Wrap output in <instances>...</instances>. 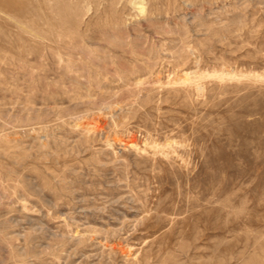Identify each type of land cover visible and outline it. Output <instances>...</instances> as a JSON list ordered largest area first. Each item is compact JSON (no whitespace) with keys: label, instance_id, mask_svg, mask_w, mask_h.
<instances>
[{"label":"rangeland","instance_id":"1","mask_svg":"<svg viewBox=\"0 0 264 264\" xmlns=\"http://www.w3.org/2000/svg\"><path fill=\"white\" fill-rule=\"evenodd\" d=\"M54 1L0 0V264H264V0Z\"/></svg>","mask_w":264,"mask_h":264},{"label":"bare ground","instance_id":"2","mask_svg":"<svg viewBox=\"0 0 264 264\" xmlns=\"http://www.w3.org/2000/svg\"><path fill=\"white\" fill-rule=\"evenodd\" d=\"M57 1H58V0H57ZM57 1H54V2H57ZM61 1L63 2L64 0H61ZM49 2H50V1H49ZM52 2H53V1H51V4H53ZM66 2H67V1H66ZM66 2H65V3H66ZM58 3H61V2L58 1ZM63 3H64V2H63ZM63 3H62V4H63ZM65 3H64L63 5L61 4V6L58 7V8L61 10V12H62V16L60 17V19L58 20V24H56V25H59V26H61V27H62L64 24H66V22L69 20V19H67V17H68V14L70 13V12H69V11H70V8H69ZM45 4H46V3H45ZM45 4H44V5H45ZM47 4H48V3H47ZM55 5H57V4L55 3ZM58 5H60V4H58ZM52 6H53V5H52ZM48 8H49V7H48ZM56 8H57V7H56ZM55 10H56V9H55ZM71 10H72V9H71ZM19 11H21V10H18V12H19ZM21 12H22V11H21ZM21 12H20V13H21ZM35 12H37V11H35ZM54 12H55V11H54ZM15 13H17V12H14V14H15ZM59 13H60V12H59ZM22 14H23V13H22ZM54 14H55V13H54ZM57 14H58V13H57ZM57 14H56V16H57ZM17 16H18V14H17ZM56 16H55V17H56ZM58 16H59V15H58ZM58 16H57V17H58ZM53 17H54V16H53ZM57 17H56V18H57ZM17 18H18V17H17ZM56 18H54V19H56ZM55 21H56V20H55ZM57 27H58V26H57ZM220 75H222V76H227V77H230V76H231V77H235V75L229 74V73H227V72H225V73H220Z\"/></svg>","mask_w":264,"mask_h":264}]
</instances>
